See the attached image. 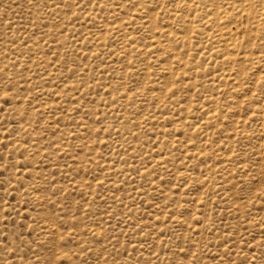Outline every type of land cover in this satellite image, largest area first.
Here are the masks:
<instances>
[{"label": "rangeland", "instance_id": "374dc122", "mask_svg": "<svg viewBox=\"0 0 264 264\" xmlns=\"http://www.w3.org/2000/svg\"><path fill=\"white\" fill-rule=\"evenodd\" d=\"M250 1L0 0V264H264Z\"/></svg>", "mask_w": 264, "mask_h": 264}, {"label": "bare ground", "instance_id": "6f19581e", "mask_svg": "<svg viewBox=\"0 0 264 264\" xmlns=\"http://www.w3.org/2000/svg\"><path fill=\"white\" fill-rule=\"evenodd\" d=\"M192 1V0H191ZM199 2H200V5H202L201 3H204V1H202L201 2V0H198ZM210 2V4L208 5L210 8L209 9H211V12H210V14H208V12H209V10H208V12H207V14L208 15H212V17H210V18H207V14L205 15V17L208 19V20H205V18L204 19H201V20H205V22L207 23V24H209V25H216L217 27H216V30H217V28H218V31L216 32V34L214 35V36H212L213 38H216L217 39V42L220 44V47L222 46V47H225V48H227V49H232V50H234V49H236V47H238L239 45H238V38H235V37H237V33H239V26H236V30L235 31H233L234 29H231L230 28V25H229V27H227V29H226V27H222L224 24H226V23H228V21L226 22V20H230V19H234L235 18V16L237 15V12L238 13H242L243 12V14H245L244 12H250L251 13V11H252V8H253V4L251 3V1L250 0H225L226 1V7L228 6V8H229V10L228 11H223V12H221L220 11V9L221 8H223V7H221V8H217L216 6H215V4H214V2H213V0H209ZM223 1V0H222ZM183 2H186V0H183ZM216 2V1H215ZM224 2V1H223ZM205 4H206V2H205ZM264 4V3H263ZM184 5V4H183ZM199 5V4H198ZM204 5V4H203ZM202 5V6H203ZM208 6H203V7H208ZM193 7V6H192ZM194 7H197V6H195L194 5ZM199 7H201V6H199ZM261 7H262V5H261ZM228 8H225V9H228ZM263 9H264V6H263ZM262 8H261V10L260 11H262L263 10ZM205 10V9H204ZM206 10V11H207ZM222 10H224V8L222 9ZM175 11V10H174ZM173 11V12H174ZM235 12V13H234ZM179 13V12H178ZM253 13V12H252ZM259 13V12H258ZM175 14V13H174ZM177 15V14H176ZM255 15H257V14H255ZM262 15H264V12L261 14L260 13V16L261 17H263ZM260 16H258V17H260ZM177 17L178 18H180L181 19V22H182V24H183V29H184V26H187L188 25V27L191 29V31H194V29H196L197 27H199V26H197L198 25V22H196V21H198V19H196L195 21L193 20V21H186V19H185V17H183L182 15H177ZM240 17V16H239ZM260 17V18H261ZM262 19V18H261ZM259 20V19H258ZM263 20H264V17H263ZM262 20V21H263ZM202 22V21H201ZM232 22H235V19L232 21ZM238 22V21H237ZM197 23V24H196ZM230 23V22H229ZM187 24V25H186ZM195 24V25H194ZM200 24V23H199ZM203 24V23H202ZM230 24H234V23H230ZM254 24V23H253ZM262 24V23H261ZM260 24V25H261ZM256 25V24H255ZM106 26V25H105ZM203 26V25H202ZM205 26V25H204ZM203 26V27H204ZM224 26H227V25H224ZM264 26V25H263ZM215 27V26H214ZM213 27V28H214ZM235 27V26H234ZM200 28V27H199ZM229 28V29H228ZM113 29H114V27H113ZM120 29V28H119ZM189 29V30H190ZM121 30V29H120ZM114 32H115V30H114ZM113 32V33H114ZM197 32V31H196ZM117 33H118V31H117ZM198 33V32H197ZM115 35V34H114ZM164 36V35H163ZM179 36V35H178ZM185 36V35H184ZM98 37H99V35H98ZM100 37H101V35H100ZM186 37V36H185ZM208 38V37H207ZM100 39V38H99ZM212 39V38H211ZM100 40H102V41H104L105 42V38L104 37H101V39ZM181 41V40H180ZM103 42V43H104ZM184 42H186V41H184ZM171 44V43H170ZM161 46V45H160ZM159 46V47H160ZM165 46V45H164ZM175 47V46H174ZM182 47V46H181ZM215 47H218V46H215ZM210 52V51H209ZM215 52V51H214ZM217 52V51H216ZM211 53V52H210ZM245 53V52H244ZM212 54V53H211ZM239 54V53H238ZM238 54H237V56H238ZM225 56V55H224ZM228 56H230V54H229V52H228ZM245 57H246V55H244ZM227 57V56H226ZM250 58V57H249ZM227 59H231L230 57H228ZM241 59H242V57H241ZM245 59V58H244ZM243 60V59H242ZM178 61V60H177ZM228 61V60H227ZM230 61V60H229ZM228 61V62H229ZM253 61V60H252ZM263 61H264V53L262 54V55H260L259 57L257 56V64H259V65H261V62L263 63ZM168 71H169V69H168ZM234 73V72H233ZM196 74V73H195ZM228 74V73H227ZM225 75V74H224ZM234 75V74H233ZM233 75H230V77L232 78V76ZM229 76V75H228ZM230 78V79H231ZM236 78V77H235ZM196 79V78H195ZM230 79H228V80H230ZM234 79V78H233ZM232 79V80H233ZM235 80V79H234ZM237 80V79H236ZM260 82H263L264 81V78L262 77V80H260V79H258ZM226 81V80H225ZM232 83H233V81H231ZM259 82V83H260ZM235 83H237V81L235 82ZM195 84V83H194ZM197 84V83H196ZM241 85V84H240ZM263 85V84H262ZM238 86H239V84H238ZM242 86V85H241ZM255 86H256V84H255ZM206 87V86H205ZM259 87V86H258ZM258 89V88H257ZM168 94V93H167ZM263 94V93H262ZM158 96V95H157ZM208 98V97H207ZM260 98V97H259ZM262 99V98H261ZM261 103H262V105H261V107L258 105L257 107H259V108H257V114L255 113L254 114V117H255V115H257L256 116V120L258 121L257 123H258V132H259V139H260V144L259 145H257L258 146V148H260V151H259V154H260V159L259 160H261L262 161V165H260V166H263V173L262 174H264V97H263V99L261 100ZM162 104V103H161ZM185 105V104H184ZM172 106V105H171ZM207 106V105H206ZM168 111V110H167ZM213 112H214V110H213ZM215 113V112H214ZM213 113V114H214ZM182 114V113H181ZM157 117V116H156ZM253 118V117H252ZM212 119H213V116H212ZM241 121L242 120H240V122L239 123H241ZM255 122V121H254ZM242 123H243V121H242ZM240 125H242V124H240ZM111 126V125H110ZM243 126L245 127V124H243ZM178 127V126H177ZM238 127H239V125H238ZM240 128V127H239ZM243 127H241V129H242ZM246 128V127H245ZM256 128H257V126H256ZM257 131V130H256ZM255 131V132H256ZM162 132V131H161ZM244 133V132H243ZM248 137V136H247ZM258 139V140H259ZM260 146V147H259ZM197 147H198V145H197ZM200 147V146H199ZM198 147V148H199ZM257 148V149H258ZM191 149V148H190ZM259 150V149H258ZM258 150H256V152H258ZM254 151V150H253ZM200 153V152H199ZM186 154V153H185ZM255 154V153H254ZM168 156V155H167ZM257 156H259L258 154H256V157ZM258 158V157H257ZM258 160V159H257ZM177 161V160H176ZM162 163V162H161ZM163 163H164V161H163ZM162 163V164H163ZM261 163V162H260ZM165 164V163H164ZM245 166V165H244ZM259 166V167H260ZM109 169L110 168H112V167H108ZM244 169H246L247 168V166L246 167H243ZM168 169V168H167ZM241 169V168H240ZM261 170H262V168H261ZM124 172V171H123ZM262 172V171H261ZM178 173V172H177ZM257 174V173H256ZM261 174V173H260ZM264 176V175H263ZM189 178V177H188ZM263 178V177H262ZM246 179V178H245ZM222 189V188H221ZM264 193V192H263ZM262 194V193H261ZM264 216V215H263ZM239 257V256H238Z\"/></svg>", "mask_w": 264, "mask_h": 264}]
</instances>
